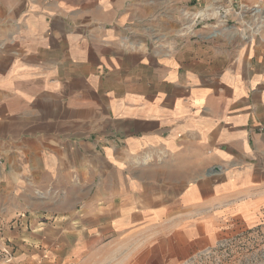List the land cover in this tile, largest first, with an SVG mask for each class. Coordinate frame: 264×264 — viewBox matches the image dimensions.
I'll return each instance as SVG.
<instances>
[{
	"label": "crops",
	"instance_id": "1",
	"mask_svg": "<svg viewBox=\"0 0 264 264\" xmlns=\"http://www.w3.org/2000/svg\"><path fill=\"white\" fill-rule=\"evenodd\" d=\"M175 1L0 0V264H179L264 221V0L235 45Z\"/></svg>",
	"mask_w": 264,
	"mask_h": 264
},
{
	"label": "rangeland",
	"instance_id": "2",
	"mask_svg": "<svg viewBox=\"0 0 264 264\" xmlns=\"http://www.w3.org/2000/svg\"><path fill=\"white\" fill-rule=\"evenodd\" d=\"M209 4L218 7L221 14H224L222 22L214 18L192 22L193 14ZM166 8L176 15L177 29L192 31L181 34L191 35L193 39L210 42L217 40L224 45H235L244 43L247 35L251 34L230 33L239 28L246 30L251 25L248 15L251 9L247 6L246 0H176L175 6H166ZM217 31L221 33H214ZM25 214L28 216V213H24L16 217L17 224L14 227H20L19 218L25 217ZM11 254L13 255V252ZM2 260L4 258L0 261ZM102 263L100 257L91 261V264ZM179 264H264V221L253 227H239L214 247Z\"/></svg>",
	"mask_w": 264,
	"mask_h": 264
},
{
	"label": "bare ground",
	"instance_id": "3",
	"mask_svg": "<svg viewBox=\"0 0 264 264\" xmlns=\"http://www.w3.org/2000/svg\"><path fill=\"white\" fill-rule=\"evenodd\" d=\"M218 15H220V9L212 4H209L207 5V7L199 9L193 14L192 22H195V20L198 19H208L212 17H217Z\"/></svg>",
	"mask_w": 264,
	"mask_h": 264
}]
</instances>
